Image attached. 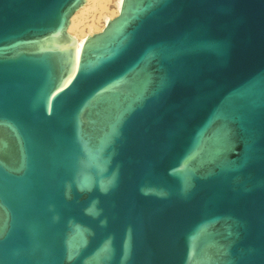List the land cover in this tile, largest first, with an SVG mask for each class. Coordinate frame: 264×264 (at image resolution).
<instances>
[{"label":"water","instance_id":"1","mask_svg":"<svg viewBox=\"0 0 264 264\" xmlns=\"http://www.w3.org/2000/svg\"><path fill=\"white\" fill-rule=\"evenodd\" d=\"M0 0V264H264V0Z\"/></svg>","mask_w":264,"mask_h":264},{"label":"bare ground","instance_id":"2","mask_svg":"<svg viewBox=\"0 0 264 264\" xmlns=\"http://www.w3.org/2000/svg\"><path fill=\"white\" fill-rule=\"evenodd\" d=\"M113 2L114 8L109 10L106 6L109 0H85L84 5L71 17L67 32L76 41L77 55L87 36L101 31L110 19L117 16L122 0ZM89 12H92V19L87 23L84 21L86 20L84 14Z\"/></svg>","mask_w":264,"mask_h":264},{"label":"rangeland","instance_id":"3","mask_svg":"<svg viewBox=\"0 0 264 264\" xmlns=\"http://www.w3.org/2000/svg\"><path fill=\"white\" fill-rule=\"evenodd\" d=\"M107 8L109 9V10H112L113 8H114V2H113V0H109V3H107ZM91 15H92V12H89V13H85L84 14V17H86L85 19L86 20H84L85 22H87V23H90V21H91V19H92V17H91ZM95 16L97 17V14H95ZM102 21V20H101ZM103 23V22H102ZM97 24V23H96Z\"/></svg>","mask_w":264,"mask_h":264}]
</instances>
